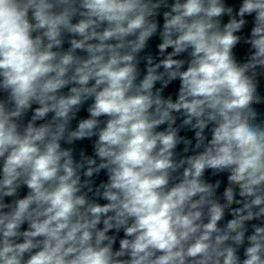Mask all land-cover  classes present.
I'll list each match as a JSON object with an SVG mask.
<instances>
[{
    "label": "clouds",
    "instance_id": "9594fccd",
    "mask_svg": "<svg viewBox=\"0 0 264 264\" xmlns=\"http://www.w3.org/2000/svg\"><path fill=\"white\" fill-rule=\"evenodd\" d=\"M0 264H264V0H0Z\"/></svg>",
    "mask_w": 264,
    "mask_h": 264
}]
</instances>
